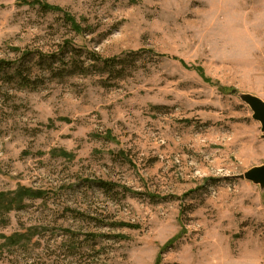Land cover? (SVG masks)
Instances as JSON below:
<instances>
[{
  "label": "rangeland",
  "instance_id": "rangeland-1",
  "mask_svg": "<svg viewBox=\"0 0 264 264\" xmlns=\"http://www.w3.org/2000/svg\"><path fill=\"white\" fill-rule=\"evenodd\" d=\"M39 1L81 31L0 0V264H264V0Z\"/></svg>",
  "mask_w": 264,
  "mask_h": 264
},
{
  "label": "water",
  "instance_id": "water-1",
  "mask_svg": "<svg viewBox=\"0 0 264 264\" xmlns=\"http://www.w3.org/2000/svg\"><path fill=\"white\" fill-rule=\"evenodd\" d=\"M240 99L252 111V119L260 124V131L262 132V137L264 138V100L249 94L242 95ZM235 178L246 180L259 186L261 189H264V164L254 166L244 174L235 176Z\"/></svg>",
  "mask_w": 264,
  "mask_h": 264
},
{
  "label": "trees",
  "instance_id": "trees-1",
  "mask_svg": "<svg viewBox=\"0 0 264 264\" xmlns=\"http://www.w3.org/2000/svg\"><path fill=\"white\" fill-rule=\"evenodd\" d=\"M22 3L26 4L27 6H32V7H39L41 10L43 11H49V12H54V13H61L63 15L64 20L69 24L70 28L72 31L78 33V28L79 26L76 25L75 20L72 16L62 12L59 8L57 7H52V6H48L47 4H45L44 2H41L39 0H22ZM81 31V29H80ZM118 58H113L112 60H103L101 63L103 64V67H105V69L111 70V68L114 66L113 63H115L117 61ZM100 61V60H98ZM11 68V65L8 64V62H4V61H0V69L4 70L6 68ZM24 85H28L27 83ZM41 196V195H40ZM8 241L11 242H16V239L13 237L8 238Z\"/></svg>",
  "mask_w": 264,
  "mask_h": 264
}]
</instances>
